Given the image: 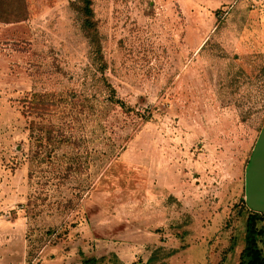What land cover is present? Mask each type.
<instances>
[{"label":"rangeland","instance_id":"obj_1","mask_svg":"<svg viewBox=\"0 0 264 264\" xmlns=\"http://www.w3.org/2000/svg\"><path fill=\"white\" fill-rule=\"evenodd\" d=\"M72 2H0V264H238L264 0Z\"/></svg>","mask_w":264,"mask_h":264},{"label":"trees","instance_id":"obj_2","mask_svg":"<svg viewBox=\"0 0 264 264\" xmlns=\"http://www.w3.org/2000/svg\"><path fill=\"white\" fill-rule=\"evenodd\" d=\"M4 0H0L2 2ZM14 8L20 16L27 14L25 0H12ZM74 8L80 12L82 16V28L84 32L90 37L93 43L96 38L97 30L93 20L91 9V0H79L73 3ZM45 102L36 99L32 104L34 110H39L44 106ZM261 244V245H260ZM150 259H148L149 261ZM96 258H86L83 260L84 264H95ZM238 264H264V212L252 210L248 213L245 219L243 246L239 253Z\"/></svg>","mask_w":264,"mask_h":264},{"label":"water","instance_id":"obj_3","mask_svg":"<svg viewBox=\"0 0 264 264\" xmlns=\"http://www.w3.org/2000/svg\"><path fill=\"white\" fill-rule=\"evenodd\" d=\"M244 200L253 210L264 212V128L246 164Z\"/></svg>","mask_w":264,"mask_h":264}]
</instances>
